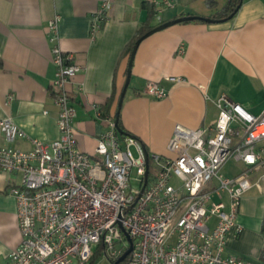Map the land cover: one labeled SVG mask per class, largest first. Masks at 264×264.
I'll list each match as a JSON object with an SVG mask.
<instances>
[{"label": "crops", "instance_id": "1", "mask_svg": "<svg viewBox=\"0 0 264 264\" xmlns=\"http://www.w3.org/2000/svg\"><path fill=\"white\" fill-rule=\"evenodd\" d=\"M145 1L112 0L103 27L93 36L91 26L101 0H0V119L12 118L27 134L8 141L0 128V146L31 150L33 139L59 137L52 86L56 66L48 34L55 15H61V47L82 66L68 88L77 112L78 145L92 152L108 129L104 117L116 116L117 95L124 87L130 60L122 58L123 52L139 30L187 15L211 17L228 2L170 0L173 6L162 7L149 18ZM131 72L120 119L149 154L169 155L168 142L177 123L210 128L218 118L216 102L223 94L252 114H261L264 0H242L236 13L224 21L180 22L153 33L140 43ZM150 81L159 82L168 95L158 99L147 94ZM244 169L243 164L232 176L224 175L235 177ZM263 175L264 169L251 174L261 187L254 185L246 193L238 215L243 229L232 230L227 239L225 255L247 264H264ZM20 177L0 171V264H8L10 251L21 241L17 201L8 192ZM216 222L213 217L210 225Z\"/></svg>", "mask_w": 264, "mask_h": 264}, {"label": "built area", "instance_id": "2", "mask_svg": "<svg viewBox=\"0 0 264 264\" xmlns=\"http://www.w3.org/2000/svg\"><path fill=\"white\" fill-rule=\"evenodd\" d=\"M151 2L156 14L173 6L170 0ZM111 3L101 0L93 36L103 27ZM60 20L57 14L48 25L59 137L33 139L31 150L0 146V171L21 175L8 190L17 201L21 234L8 264H93L98 254L117 260L130 247L126 232L133 244L128 264H247L225 251L229 233L243 229L238 215L246 193L254 185L261 187L251 174L264 169V112L252 114L223 94L210 128L175 124L169 155L149 154L152 172L149 163L145 184L144 145L121 135L115 117H104L108 129L94 151L80 149L68 85L82 66L60 45ZM145 92L158 99L168 95L157 81H150ZM0 128L8 141L27 135L12 118L0 119ZM230 159L245 165L235 177L222 173ZM213 217L217 222L212 227Z\"/></svg>", "mask_w": 264, "mask_h": 264}, {"label": "water", "instance_id": "3", "mask_svg": "<svg viewBox=\"0 0 264 264\" xmlns=\"http://www.w3.org/2000/svg\"><path fill=\"white\" fill-rule=\"evenodd\" d=\"M239 7L240 6H238L236 8L235 12H233L228 18H231L236 13V11L239 9ZM193 20H205L207 22H219V21H224L225 19L219 20V19H214V18H211V17L199 16V15L182 16V17H179V18H177L175 20L167 21V22H164V23H161V24L155 26L154 28H152L151 30H149L148 32H146L145 34H143L142 36H140L136 40V42H135V44L133 46L132 52H131L129 65H128V70H127V77H126V81H125L124 87H123V89L121 91V94L119 96V101H118L117 111H116V116H115V124H116L118 132L121 135L132 136L130 133L126 132L120 126L119 118H120V113H121L124 97H125V94L127 92V89L129 87L130 80H131V75H132L131 71H132V65H133L134 57H135V54L137 52V49H138L140 43L144 39H146L147 37L152 35L153 33L157 32V31H160L162 29H165V28H167V27H169V26H171V25H173L175 23H180V22H184V21H193ZM144 148H145V146H144ZM145 159H146V167H147V172H146V175H145V184H146L147 183V177H148V169H149V152L147 151L146 148H145ZM126 235H127L128 239L130 241V247L113 264H119L120 262H123L127 258V256L130 254V252L132 251V248H133L132 239L130 238V236H129V234L127 232H126Z\"/></svg>", "mask_w": 264, "mask_h": 264}, {"label": "trees", "instance_id": "4", "mask_svg": "<svg viewBox=\"0 0 264 264\" xmlns=\"http://www.w3.org/2000/svg\"><path fill=\"white\" fill-rule=\"evenodd\" d=\"M208 3L210 5H212V4L215 3V0H208ZM241 3H242V0H228V2L225 4V6L221 10L217 11L216 13H214L211 16V18L219 19V20H223V19L226 20V19H228V17L233 12H235L236 8L238 6H240ZM144 6L147 9L149 18H153L155 16V13H156L153 3L150 0H147V1H145ZM196 21H198V20H196ZM200 21H205V20H200ZM184 22H190V21H184ZM154 27H155V25H145V26H143L139 30L137 35L134 37V39L126 46V48H125V50L123 52L122 58H126L128 60L130 58V56H131V52H132V49H133V46H134L136 40L140 36H142L143 34H145L146 32H148L149 30H151ZM120 92L118 93V95L116 94L118 100H119ZM107 108H109V107H107ZM119 124L126 132H128L126 130V128L124 127L123 123L121 122L120 118H119ZM149 163H150V173H151L152 172V161H151V159H149ZM262 232L264 234V220H263V225H262ZM95 258H96V256H95ZM262 259L264 260V249H263V252H262ZM128 260H129V257H127L123 262H120L119 264H128ZM110 261L113 264L116 260H110ZM93 262H94V260H93Z\"/></svg>", "mask_w": 264, "mask_h": 264}, {"label": "rangeland", "instance_id": "5", "mask_svg": "<svg viewBox=\"0 0 264 264\" xmlns=\"http://www.w3.org/2000/svg\"><path fill=\"white\" fill-rule=\"evenodd\" d=\"M132 151L135 156H139V152L136 150V148L133 146ZM243 164L239 161H236L235 159H230L228 162L222 167V173L228 176H232L236 171L240 170L242 168ZM132 176H136V169L134 168L132 171ZM134 184H137L134 183ZM173 184L177 185L178 181L177 179L173 180ZM174 242V239L172 240ZM93 264H112L110 259L106 257L105 255L98 254L96 258L94 259Z\"/></svg>", "mask_w": 264, "mask_h": 264}]
</instances>
